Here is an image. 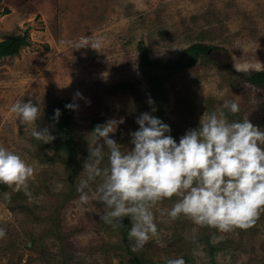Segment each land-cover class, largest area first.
<instances>
[{
	"label": "rangeland",
	"instance_id": "obj_1",
	"mask_svg": "<svg viewBox=\"0 0 264 264\" xmlns=\"http://www.w3.org/2000/svg\"><path fill=\"white\" fill-rule=\"evenodd\" d=\"M15 35H26L28 46L0 59V146L20 155L35 172L27 192L6 185L0 193V228L6 230L0 264L127 263L119 227L100 219L104 205L92 198L99 180L86 189L85 203L77 177L86 176L83 164L95 146L88 130L94 118L122 121L110 138L131 149L129 133L138 130L137 117L154 115L155 104L149 105L137 69L139 44L150 60L168 66L193 44L211 47L209 60L167 74L158 93L165 99L160 119L177 143L213 111L223 110L229 121L248 117L264 130V89L238 77L264 71V0H0V42ZM83 36L98 38L101 47L75 50ZM121 82H129L136 96L114 91ZM77 92L85 99L74 100ZM29 100L41 109L38 130L48 127L51 134L46 108L59 100L79 105L72 110L78 147L72 161L64 162L52 150L53 140L33 138L32 125H21L10 111L15 102ZM225 100L235 101L239 112L224 109ZM104 152L101 167L107 165ZM177 199H164L153 209L158 235L143 248L133 251L128 237L131 253L143 264L178 257L189 264H264V211L251 227L221 233L183 215L160 217L157 208H171Z\"/></svg>",
	"mask_w": 264,
	"mask_h": 264
},
{
	"label": "clouds",
	"instance_id": "obj_2",
	"mask_svg": "<svg viewBox=\"0 0 264 264\" xmlns=\"http://www.w3.org/2000/svg\"><path fill=\"white\" fill-rule=\"evenodd\" d=\"M73 47L98 50L101 41L83 36ZM75 99L85 98L77 92ZM148 103L152 106L154 101L149 98ZM78 107L76 103L65 105L70 110ZM223 108L231 114L239 112L232 100H225ZM10 111L21 125H32L33 138L45 143L55 139L48 127L38 130L36 121L42 113L31 100L15 102ZM60 115V109H55L52 119L58 123ZM135 122L139 127L129 133L131 149L110 138L122 121L110 119L97 125L92 132L95 146L89 148L83 164L86 176L77 177V191L85 203L89 200L86 189L99 180L92 198L104 205L102 221L119 227L129 218L133 251L158 235L153 209L173 197L178 199L171 208H157L160 217L175 220L183 215L221 233L255 224L264 211V130L248 117L229 121L223 110L213 111L204 113L199 127L186 131L177 143L170 126L152 114L142 113ZM105 148L107 165L101 167ZM34 172L33 165L20 155L0 146V184L27 192ZM62 187L58 184L56 190ZM3 195L10 200L9 193ZM5 234L0 228V238ZM166 264H185V260L168 259Z\"/></svg>",
	"mask_w": 264,
	"mask_h": 264
},
{
	"label": "trees",
	"instance_id": "obj_3",
	"mask_svg": "<svg viewBox=\"0 0 264 264\" xmlns=\"http://www.w3.org/2000/svg\"><path fill=\"white\" fill-rule=\"evenodd\" d=\"M4 14H8V10L4 9ZM28 46V37L26 35H15L9 37L0 42V59L17 56L20 50ZM138 53L140 60L138 63V72L145 79V84L148 89V96L154 101L155 109L154 116L160 119L164 109L161 102L165 99L158 94L161 90L164 81L167 78V74L179 73L194 67L201 58L209 60V54L211 53V47L203 44H193L185 49L177 58L175 63L168 66L163 61L150 60L146 55L144 47L138 45ZM160 72H163L161 75ZM239 79L243 80L248 85L264 89V71L255 72L252 74L238 75ZM116 92H127L132 95L136 94V90L132 87L129 82H121L114 86ZM136 96V95H135ZM162 99V100H161ZM70 104L67 100H59L50 104L45 110L46 122L52 129V134L55 137L53 140L52 150L55 153H60L66 159L64 162L72 161L78 154V147L74 141L73 136V116L72 110L65 108V105ZM60 109L61 115L58 123L52 119L54 116V110ZM103 118H94L88 125V130L92 133L97 125H103ZM95 136V133H93ZM46 161L52 162L53 159L46 156ZM63 161V160H62ZM6 185L0 184V193L6 190ZM131 223L129 218L125 217L123 224L119 226L120 236L122 243L124 244V250L128 255L126 264H143L141 257H137L131 253L128 246V232L130 230ZM185 264H189L186 258Z\"/></svg>",
	"mask_w": 264,
	"mask_h": 264
}]
</instances>
